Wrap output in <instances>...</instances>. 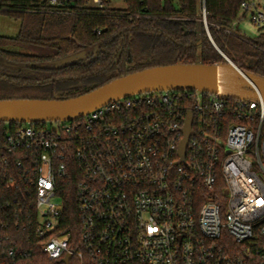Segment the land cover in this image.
Segmentation results:
<instances>
[{"label":"built area","instance_id":"1","mask_svg":"<svg viewBox=\"0 0 264 264\" xmlns=\"http://www.w3.org/2000/svg\"><path fill=\"white\" fill-rule=\"evenodd\" d=\"M34 1L66 15L76 0ZM254 9L252 21L262 27L264 12L254 0L241 6L244 15ZM200 10L212 37L206 0ZM189 117L193 135L183 159ZM263 123L261 98L145 93L72 122L21 124L0 142V172L8 187L17 186L9 177L17 171L33 188L35 234L50 261L264 264ZM74 169L79 238L60 233V193ZM2 229L0 213V261L15 260L17 249L6 248Z\"/></svg>","mask_w":264,"mask_h":264},{"label":"trees","instance_id":"2","mask_svg":"<svg viewBox=\"0 0 264 264\" xmlns=\"http://www.w3.org/2000/svg\"><path fill=\"white\" fill-rule=\"evenodd\" d=\"M121 1L124 9L113 8L111 0L92 9L90 0H76L71 13L58 15L34 0H0V16L20 23L16 37H0V101L68 100L155 67L226 64L222 54L243 72L264 78V33L250 39L233 28L247 0H206L213 42L200 0ZM20 126L0 122V142ZM5 172H0L2 239L6 248L17 249V257H3L0 264H63L50 261L36 237L33 188L17 171L9 177L18 180L19 189L8 187ZM78 177L74 169L60 193V233L76 238Z\"/></svg>","mask_w":264,"mask_h":264},{"label":"water","instance_id":"3","mask_svg":"<svg viewBox=\"0 0 264 264\" xmlns=\"http://www.w3.org/2000/svg\"><path fill=\"white\" fill-rule=\"evenodd\" d=\"M213 42L212 37H209ZM226 64L168 65L147 69L117 79L88 94L68 100H3L0 122L38 124L72 122L112 102L132 96L165 91H197L264 102V78L240 70L224 54ZM180 154L185 157L192 132L189 117ZM71 256L64 263L69 264Z\"/></svg>","mask_w":264,"mask_h":264},{"label":"rangeland","instance_id":"4","mask_svg":"<svg viewBox=\"0 0 264 264\" xmlns=\"http://www.w3.org/2000/svg\"><path fill=\"white\" fill-rule=\"evenodd\" d=\"M100 0H90L89 8L98 9ZM257 5V10L264 12V0H254ZM113 8L124 9L126 6L121 0L113 1ZM252 12L244 15L240 12L237 23L233 25L235 31L240 32L242 35L250 39H257L262 33H264V25L262 27L256 26L252 21ZM20 30V23L6 16H0V37H16ZM58 202L57 200H55Z\"/></svg>","mask_w":264,"mask_h":264}]
</instances>
